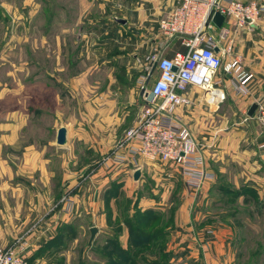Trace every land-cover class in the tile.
Segmentation results:
<instances>
[{
  "label": "rangeland",
  "instance_id": "obj_1",
  "mask_svg": "<svg viewBox=\"0 0 264 264\" xmlns=\"http://www.w3.org/2000/svg\"><path fill=\"white\" fill-rule=\"evenodd\" d=\"M144 3L0 0V166L12 172V187L2 192L11 199L13 214L19 208L17 200L20 215L26 214L21 226L18 220L3 222L15 232L6 246H0L17 245L31 260L28 264H106L103 248L115 225L97 231L88 247L89 229L97 223L95 206L90 208L88 202H104L117 180L97 183L109 176L107 171L93 181L91 177L101 168L113 167L102 165L103 159L136 118L139 87L144 82L150 88L158 76L152 56L164 39L158 32V15ZM119 19L124 25L116 23ZM148 74L150 80L145 82ZM221 88L226 93L218 106H209L201 90L189 88L186 95L192 104L176 110L189 132L192 128L200 137L217 134L210 157L204 159L214 177L212 184H205L192 202L186 192L183 195L177 166L144 161L138 165L143 177L135 183L117 181L121 186L117 198L109 201L108 212L121 222L122 215L133 213L134 202L140 211L150 207H139L138 199L151 196L152 188L163 191L172 186L174 200L184 196L197 206L198 214L213 215L209 226L230 228L235 264H264V186L260 188L242 166L251 165V160L256 164L257 149H264L257 139L264 131L254 114L247 116L252 104L264 102L251 96L250 90L236 95L230 83ZM61 127L66 129V143L58 146L55 138ZM245 149L252 150L251 159H243ZM145 166L151 170H144ZM128 167L133 171L135 166ZM244 186L253 193L238 195ZM176 204L177 200L165 206L164 213L175 210ZM75 217L76 238L66 251L56 252L58 228ZM126 234L118 239L123 250L128 247ZM26 241L32 245L30 253L22 251Z\"/></svg>",
  "mask_w": 264,
  "mask_h": 264
},
{
  "label": "built area",
  "instance_id": "obj_2",
  "mask_svg": "<svg viewBox=\"0 0 264 264\" xmlns=\"http://www.w3.org/2000/svg\"><path fill=\"white\" fill-rule=\"evenodd\" d=\"M214 13L224 17L220 29L211 22ZM263 17L264 3L256 0H179L173 5L158 20V32L164 39L178 38L185 51L165 58L155 50L152 61L158 76L150 88L144 82L139 87L142 103L136 119L102 165L138 170L139 159L172 163L179 168L184 191L194 202L214 177L176 110L192 104L186 95L189 88L201 90L209 106H218L225 98L221 87L227 79L236 95L248 94L252 75L234 53V45L238 32L251 30ZM254 116L264 131V104H256ZM0 264L28 262L17 245H10L0 246Z\"/></svg>",
  "mask_w": 264,
  "mask_h": 264
},
{
  "label": "crops",
  "instance_id": "obj_3",
  "mask_svg": "<svg viewBox=\"0 0 264 264\" xmlns=\"http://www.w3.org/2000/svg\"><path fill=\"white\" fill-rule=\"evenodd\" d=\"M144 1L146 8L152 11L153 14H155L156 16L158 15L159 17L158 20H159L179 0H144ZM240 1L246 2L250 0H240ZM256 1L264 3V0H256ZM226 25L227 24H225V26ZM153 44H155V49H156L157 44L155 42H151V47L153 46ZM160 47H161L160 50L157 49L156 50L160 57H165V58H171L175 53L185 51V48L180 44L178 38L164 39V42L160 44ZM234 53L241 58L245 70L252 75V79L249 84L250 95L264 102V17L260 19L254 26H252L251 30H241L240 32L237 33L236 41L234 45ZM227 83H229L228 79L225 82V84ZM223 92L226 93L225 89H223ZM228 93L230 94L231 92H229L228 90ZM138 101H139V105H141L142 102H141L140 93L138 95ZM196 111L197 110H195V113H197ZM135 119L133 120V122L135 121ZM235 123L237 125L242 124L241 120L239 121L236 120ZM252 123L253 122H249L250 125ZM129 127L123 129V131L118 135L117 140L122 137L125 130L128 129ZM190 134L195 140L200 152L203 154L205 161L207 162L208 157H210L209 149H211V147L214 146V141L216 139L217 134L215 133L213 135H208V137L207 136L200 137L197 134V132L192 130V128ZM263 134H260V136H258L257 138L258 140L262 141L261 145H264ZM234 139H236V136L234 137ZM245 139H247V136H245ZM236 147H238V144ZM233 149L237 150L236 148ZM251 152L252 150L250 149L243 150L242 152V155L244 156L243 159L245 160L246 156L251 159L250 157L252 155ZM257 152L259 159L258 161H256V164H254L251 160V165L245 163L249 167H247L245 164L242 166L248 174L252 175L255 178V180H257L260 183L258 185H260L261 188L264 186V149L263 148L261 150L257 149ZM214 156L216 157L218 155L215 154ZM138 161L139 164L144 162L140 159ZM164 164H167V167H171L170 165L172 163H164ZM144 170L149 171L151 170V168L145 166ZM106 171L107 173H110L109 176L103 177L97 183H100L101 181L104 184V183H108L109 181H110L109 183H111L112 181L115 180L119 182L123 180L127 181L128 179L129 180L131 179V181L135 183V181L132 179V174L135 170L132 171L131 169H129L128 166L112 167L110 170H104V168H101L99 171L96 172V174H93V176L91 177V181L100 178L99 175L104 174ZM248 171H250L251 173ZM11 174L12 172L10 168L0 166V190H1L0 191V242H1L0 244L3 246H6L8 244L6 239L12 237L14 235L13 233L15 232V229L13 232L11 226L9 225L7 227H4V223L6 221H10L11 223L13 220L15 221L18 220L19 223L17 224V226H21L22 222L24 223V221L26 220V214L23 213V216H21L19 213V211L21 210V204H19L18 200L16 199L17 201L15 202L17 204V207L19 208L14 209L15 213L13 214L12 213L13 203L10 198H7L6 193L2 192V190L4 189L12 187L11 184L12 181H10ZM142 174H143V170L140 174V177H143L141 176ZM70 177L73 176H69V178ZM6 178L9 180L7 181ZM142 181L143 179L142 180L140 179V182ZM69 183L72 185L75 183V181L73 180ZM208 184H210V182H207V185ZM204 187L206 186L204 185ZM171 188L172 186L169 188L167 187L166 190L163 191L162 190L156 191L152 188L151 192L153 194L151 196H144L138 199L139 207L142 205H148L150 207H147V209L160 210L162 211V213H164L165 210L166 211L168 210V209H164L165 206L168 205V207H170L171 205L175 204V200H177L176 209L172 214V225L169 228L170 229L169 236L166 244V252L169 254L168 264H235L236 263L235 255L233 254V251H231L230 248L231 239H232L231 238L232 231L230 230V228L228 227L227 229H225L218 226H214L212 228L211 226H209L208 225L209 223L207 222L210 221L211 218H213V215L198 214V212H196L197 206L193 207L192 203L187 198L184 197L185 196L184 189L182 190L184 196H181L179 200L178 199L174 200V197L170 196L172 192ZM257 193L259 194V198H261V192L258 189H257ZM160 194H163V196H161ZM133 200L135 201L136 198ZM88 205L90 208L95 206V215L97 213V218H96L97 223L95 224V227L97 228V231L100 230L101 232V228L107 229L108 226L106 221L104 202L100 201L98 204L96 202L94 203L88 202ZM144 209L145 208H142V210ZM165 213L164 215L166 216L169 214L168 212ZM13 215L15 216L13 217ZM77 215H76L77 217L80 216V214ZM217 217L219 216L215 215V218ZM56 219L58 218H55V220ZM98 224H100V227ZM124 227L125 226L122 225L123 231L119 238L127 237L126 234L127 230H125ZM105 233L110 234V231ZM121 245L123 244L121 243ZM31 247L32 245L26 241V245H23L22 251L23 252L25 251L26 253H30Z\"/></svg>",
  "mask_w": 264,
  "mask_h": 264
},
{
  "label": "trees",
  "instance_id": "obj_4",
  "mask_svg": "<svg viewBox=\"0 0 264 264\" xmlns=\"http://www.w3.org/2000/svg\"><path fill=\"white\" fill-rule=\"evenodd\" d=\"M120 186L117 181L112 182L109 190L105 193L106 221L107 224L115 225L113 233L110 234L103 248L106 251V264H168L169 254L166 252V244L174 210L170 209L167 216L156 209L140 211L136 208L137 203L134 202L132 214L122 215L121 222L117 217H114L113 220L112 214L108 212V204L111 199L117 198ZM242 189L238 195L247 196L252 191L248 186H244ZM254 199L257 200V197L255 196ZM78 222V218L75 217L70 223L63 224L58 228L59 239L56 241V252L60 253L68 249L69 243L76 238ZM122 225L128 231V247L125 250L118 243ZM27 261L30 263L31 260L27 258Z\"/></svg>",
  "mask_w": 264,
  "mask_h": 264
},
{
  "label": "water",
  "instance_id": "obj_5",
  "mask_svg": "<svg viewBox=\"0 0 264 264\" xmlns=\"http://www.w3.org/2000/svg\"><path fill=\"white\" fill-rule=\"evenodd\" d=\"M117 23L119 24H124L125 21L123 20H116ZM211 22L215 25L217 29H220L223 25L224 22V17L220 15L219 13H214L211 17ZM173 71H175V68H172ZM151 74L147 78V82L150 80ZM256 109V104H252L247 112V116L251 117L254 114V111ZM55 143L58 146H63L66 143V129L61 127L57 130L56 133V138H55ZM140 170H135L132 174V179L134 181H137L140 177ZM97 234V228L96 227H91L89 229V239L87 242V246L89 247L95 238Z\"/></svg>",
  "mask_w": 264,
  "mask_h": 264
},
{
  "label": "bare ground",
  "instance_id": "obj_6",
  "mask_svg": "<svg viewBox=\"0 0 264 264\" xmlns=\"http://www.w3.org/2000/svg\"><path fill=\"white\" fill-rule=\"evenodd\" d=\"M206 90L211 91V88L210 87H207Z\"/></svg>",
  "mask_w": 264,
  "mask_h": 264
}]
</instances>
